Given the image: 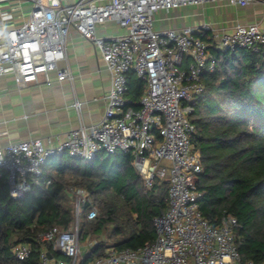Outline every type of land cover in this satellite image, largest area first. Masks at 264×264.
<instances>
[{
    "label": "built area",
    "instance_id": "built-area-1",
    "mask_svg": "<svg viewBox=\"0 0 264 264\" xmlns=\"http://www.w3.org/2000/svg\"><path fill=\"white\" fill-rule=\"evenodd\" d=\"M246 7L264 0H78L63 5L59 0H33L29 16L14 23L12 10L0 5V76L11 74L17 87L37 84L43 78L72 81L66 64V42L70 31L89 40L109 73L110 88L101 100V120L81 124L66 133L64 141L30 138L0 147V183L8 195L22 199L38 185L46 160L67 152L92 161L100 151L133 157V167L147 189L153 184L167 189V206L153 219L155 238L136 248L116 250L91 264H255L243 262L235 243L236 220L229 214L216 224L199 210L202 173L200 157L191 137L189 120L193 100L204 91L202 76L212 73L216 54L244 49L264 52V29L258 24H235L217 33L209 24L181 29L157 30L155 14L203 4ZM115 22L122 33L97 36V26ZM210 32L214 43L201 35ZM63 64V66H60ZM132 70L145 84L138 108L125 98L127 73ZM74 108L80 109L76 101ZM75 199V221L66 231L53 227L39 235L62 256L53 260L43 248L37 264H80L85 251L79 241V215L88 202L87 193L71 190ZM92 207L87 218L94 219ZM14 256L29 257L27 244H17Z\"/></svg>",
    "mask_w": 264,
    "mask_h": 264
},
{
    "label": "trees",
    "instance_id": "trees-1",
    "mask_svg": "<svg viewBox=\"0 0 264 264\" xmlns=\"http://www.w3.org/2000/svg\"><path fill=\"white\" fill-rule=\"evenodd\" d=\"M200 37L213 42L208 34ZM126 78L125 98L138 108L145 84L132 70ZM201 80L204 91L193 100L189 116L195 129L191 142L203 170L197 182L199 210L211 224L231 215L238 224L234 235L241 260L264 264V52L217 53L214 72ZM38 182L19 200L0 183V264H37L43 248L53 260L62 258L39 235L72 226V189L88 197L79 215V241L87 245L80 264H91L110 248L152 242V221L167 206L166 187L147 189L129 154L100 151L90 162L56 154L46 160ZM92 207L97 214L89 220ZM17 244L29 245L25 260L14 256Z\"/></svg>",
    "mask_w": 264,
    "mask_h": 264
},
{
    "label": "crops",
    "instance_id": "crops-1",
    "mask_svg": "<svg viewBox=\"0 0 264 264\" xmlns=\"http://www.w3.org/2000/svg\"><path fill=\"white\" fill-rule=\"evenodd\" d=\"M76 1L59 0L63 5ZM0 5L2 10H12L14 23H20L29 16L33 0H0ZM253 23L264 29L260 4L234 7L208 3L158 12L154 27L164 30L209 24L218 33L231 30L235 24ZM122 31L110 21L97 26L96 33L99 37H109ZM204 34L214 43L212 33ZM65 52L72 81L59 82L56 74L51 73L50 84L40 78L37 84L17 87L11 74L0 76V147L30 138H49L53 144H59L70 130L101 120L105 108L101 98L110 88L105 64L93 44L74 31L68 34ZM76 101L80 103L79 110L73 106Z\"/></svg>",
    "mask_w": 264,
    "mask_h": 264
},
{
    "label": "rangeland",
    "instance_id": "rangeland-1",
    "mask_svg": "<svg viewBox=\"0 0 264 264\" xmlns=\"http://www.w3.org/2000/svg\"><path fill=\"white\" fill-rule=\"evenodd\" d=\"M80 246H81V249L87 250V245L80 244Z\"/></svg>",
    "mask_w": 264,
    "mask_h": 264
}]
</instances>
